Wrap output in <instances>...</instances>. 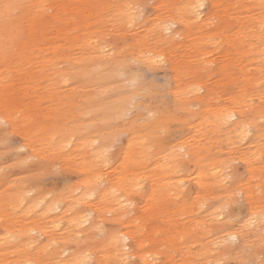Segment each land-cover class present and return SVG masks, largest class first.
<instances>
[{
    "label": "rangeland",
    "instance_id": "obj_1",
    "mask_svg": "<svg viewBox=\"0 0 264 264\" xmlns=\"http://www.w3.org/2000/svg\"><path fill=\"white\" fill-rule=\"evenodd\" d=\"M191 1L0 0V264L264 258V0Z\"/></svg>",
    "mask_w": 264,
    "mask_h": 264
},
{
    "label": "bare ground",
    "instance_id": "obj_2",
    "mask_svg": "<svg viewBox=\"0 0 264 264\" xmlns=\"http://www.w3.org/2000/svg\"><path fill=\"white\" fill-rule=\"evenodd\" d=\"M201 0H192L189 4H188V9H190L192 12H193V19H201V15H200V12H199V8L197 9V8H194L193 6L194 5H196V4H198V3H202L203 4V2H200ZM127 10H129L128 8H127ZM130 11V10H129ZM167 32L170 30V26L169 25H166L165 26V28H164ZM261 40V37H259V41ZM262 40H264V39H262ZM264 44L261 42L260 43V47L263 49L264 48V46H263ZM94 51H98L95 47H94ZM236 116V113L235 112H233V111H231L228 115H226V113H225V115H223V116H221V117H219V120L220 121H222V122H229V120H232L233 119V117H235ZM0 117L4 120V117H2L1 115H0ZM251 130V126H249V125H242L241 127H240V130L238 131V137L240 138L239 140L241 141V140H245L246 138H249L248 137V134H249V131ZM251 138V137H250ZM249 138V139H250ZM184 146L183 145H180L179 146V148L182 150V148H183ZM241 153H242V155L244 156V158H241V157H239L240 159H242L243 161L244 160H246L245 159V154L247 153V149L246 148H243V149H241V151H240ZM181 155L182 156H188L189 155V150L188 149H184L183 151H182V153H181ZM212 176H213V178L215 179V181L216 182H220V183H222V182H225V181H227L228 180V178H229V176H228V174L227 173H225V172H222V171H220V170H218V169H215L214 168V170H213V172H212ZM200 178L201 177H196V179H197V182L198 183H201V181H200ZM97 181H99V182H102V181H104L103 179H100V178H98L97 179ZM186 179H180L179 181H178V183L179 184H181V182H183V186H182V188L185 186V183H186ZM112 188V187H111ZM114 190V192L115 191H117V189H113ZM215 216L213 217L214 219H219L221 216H222V211H219V212H217L216 214H214ZM256 216H253L250 220L252 221V223H249V224H253V222L254 221H256ZM88 218H85V217H81V218H79L76 222H74L73 223V225L74 226H77V227H79V226H81L86 220H87ZM50 221H52V222H55V223H60V220H61V216H59L58 214L57 215H54L53 217H51L50 219H49ZM249 220V221H250ZM58 224H56V225H58ZM41 235H43L44 234V232H41L40 233ZM233 235H235L236 237L238 236V231H236V230H230V231H227L224 235H223V238H228V239H230V237L231 236H233ZM119 238H120V241H121V244L118 246V251H119V257H120V259H122V260H127L128 258H130V256H134L135 255V251H126V249L127 250H129L128 249V245H127V242H125L127 239H130L131 237L128 235V233H126V232H121L120 234H119ZM238 238V237H237ZM153 260V258L151 259V261ZM141 262L143 263V264H148L149 263V261H148V259H147V256H145V255H142L141 256ZM65 262L64 261H60V260H56L55 261V264H64ZM22 264V263H21ZM23 264H36L34 261H24V263ZM65 264H68V263H65ZM74 264H90V262H88V261H83V260H77L76 262H74Z\"/></svg>",
    "mask_w": 264,
    "mask_h": 264
},
{
    "label": "snow or ice",
    "instance_id": "obj_3",
    "mask_svg": "<svg viewBox=\"0 0 264 264\" xmlns=\"http://www.w3.org/2000/svg\"><path fill=\"white\" fill-rule=\"evenodd\" d=\"M152 7H153V5L149 4L147 2L127 5V8L130 10L128 13V15H129V21H128L129 28H132L137 23V21L144 20L146 17L151 16L153 14L151 12ZM193 7L198 9V8H203L204 5L202 3H198V4L194 5ZM0 8H2L4 10V12H6V13L15 10V6L13 4H10V3L0 4ZM156 60L159 61L160 63H163L164 57L159 56L156 58ZM155 62L156 61H154V63ZM163 88H164V85L159 86L160 90H163ZM118 139H119L118 136L113 137L112 143L113 144L117 143ZM261 162L264 163V160H262ZM180 186L181 187L183 186V182H181ZM261 194L264 195V191H262ZM237 195H240L242 197L243 194L237 193ZM249 223H252V221L250 220ZM230 240L236 241L237 237L235 235H233L230 237ZM126 251H127V249H126ZM242 264H257V262L251 261V260H244L242 262ZM258 264H264V258H261L260 261L258 262Z\"/></svg>",
    "mask_w": 264,
    "mask_h": 264
}]
</instances>
